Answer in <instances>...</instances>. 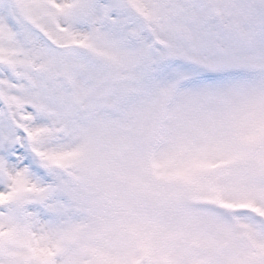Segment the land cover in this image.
<instances>
[{
    "label": "snow or ice",
    "instance_id": "obj_1",
    "mask_svg": "<svg viewBox=\"0 0 264 264\" xmlns=\"http://www.w3.org/2000/svg\"><path fill=\"white\" fill-rule=\"evenodd\" d=\"M0 264H264V0H0Z\"/></svg>",
    "mask_w": 264,
    "mask_h": 264
}]
</instances>
